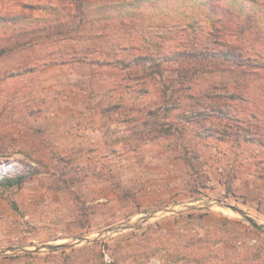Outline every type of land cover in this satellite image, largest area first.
<instances>
[{
	"label": "rangeland",
	"instance_id": "1",
	"mask_svg": "<svg viewBox=\"0 0 264 264\" xmlns=\"http://www.w3.org/2000/svg\"><path fill=\"white\" fill-rule=\"evenodd\" d=\"M225 4L234 5L243 15L256 14L261 36H255L254 45L262 48L264 7L248 0H227ZM69 6L59 0L0 1V16H13L10 24L9 21L0 22V49L12 50L10 55L7 51L0 55V117L12 112L21 124L24 121V126L40 128L45 138L60 147L90 148L91 151L95 150L92 141L82 129L102 119L100 122L113 126L110 131L113 136L101 141L122 148L124 152L106 155L105 145L96 148L99 150L96 153L90 152L92 154L72 152L76 162H80L90 175L85 182L76 187H64L61 192L41 187L39 178L22 187L0 186V264H264V229L218 203L237 206L258 223H264V205L258 201L264 199V193H251L248 199L245 189H236L238 180L232 163V160H239L243 176L263 172L264 147L256 141L235 142L207 136L204 123L203 136L195 138L192 134L200 128V122L197 125L195 121L184 120L191 113L188 112L192 104L190 93L187 94V89L181 96L173 91V87L179 85L180 68L191 65L189 61L173 59V52L185 48L192 35L184 37L183 33L173 32L172 27L181 21L184 24L193 22L185 33L194 31L197 34V30L210 28V21L217 15L206 12L193 0H92L86 4L82 18L85 31L90 35L81 33L78 37L79 21L74 20ZM121 20L126 23L124 28ZM130 22L136 23L131 31ZM96 34L101 36L96 39ZM102 36L105 43L101 42ZM28 40L39 45L18 47ZM76 45L89 46L93 50L104 45L110 51L120 49L118 55L123 62L131 57L139 59L136 67L139 76L126 80L128 88L108 91L102 79L112 76L111 72L105 76H90V69L73 61L71 52L66 50ZM23 56L32 59L33 70L6 78L3 70ZM90 56L101 57L102 54L95 52ZM151 69L154 70L152 75H146ZM202 70L191 73V81L187 84L205 86L209 80L224 76V73H203ZM257 80L264 83V68L259 70ZM254 85L252 82V88ZM197 89L194 87L195 92ZM63 96L77 98L75 103L79 102L72 106L77 112L71 111L66 119L67 128L76 129V137L63 135L66 125L60 136L58 128L63 120L53 121L63 113L56 110ZM159 106H162L159 123L167 124L170 120L186 127L184 138L176 134L150 140L153 130L142 119L146 118V109ZM238 107L244 108V104ZM77 113H82L79 116L84 118L79 119ZM211 123L215 125L213 120ZM256 132H262L261 128L253 127L251 133ZM55 133L58 135L54 136ZM185 147L200 155L201 151L208 155L218 149L219 166L223 167L222 190L209 194L205 188H194L202 181V176L182 159L175 160ZM108 157L111 159L107 160ZM154 157L174 164L184 187L181 196L171 195L165 203L142 209L134 198V189L138 186L127 185L124 180L131 177L133 164L139 159L143 163ZM111 163L114 166L125 164L126 171L118 176L116 170L108 168ZM26 164L37 167L17 150L0 151V178L19 174ZM103 167L123 186L114 190L115 199L97 203L92 198L91 188L100 179L95 173ZM197 199L206 200L211 206L186 207ZM13 201L20 213L12 207ZM199 214L204 217L201 219ZM79 220L85 223L84 227ZM45 244L62 245L46 248Z\"/></svg>",
	"mask_w": 264,
	"mask_h": 264
},
{
	"label": "trees",
	"instance_id": "2",
	"mask_svg": "<svg viewBox=\"0 0 264 264\" xmlns=\"http://www.w3.org/2000/svg\"><path fill=\"white\" fill-rule=\"evenodd\" d=\"M91 1L59 0L60 3L70 4L69 10L72 17L74 20L79 21L78 37L81 33L90 35L88 34L89 32L85 31L86 24L82 18H84L86 4ZM193 1L198 2V7L202 6L206 12L217 16L210 21V28H203V31L197 30V34L194 31L185 33L194 24L193 22L184 24V21H181L172 27L173 32L183 33L184 37L192 35L191 42H188L185 48L176 50L173 52L174 56L171 55L177 61L181 62L184 60L191 63V65L186 64L180 68L182 71H179L178 74L179 85L173 87V91L181 96L187 91V94L190 93L188 96L192 99V104L188 112L191 113L187 114L184 120L188 123L195 121L197 125L200 122V128L195 129L192 134L195 138L203 136L201 128L205 125L204 129L208 131L207 136H217L220 140L228 138L235 142H239L242 139L246 142L256 141L260 146L264 147V83H259L257 80L259 70L264 68V46L259 48L254 45L255 36H261L257 16L252 12L243 15L242 11L234 5L225 4L227 0ZM248 1L264 7V0ZM12 17L1 15L0 22L9 21L7 23L10 24L9 19ZM135 24L130 22V31L133 30L132 28L135 27ZM120 25L124 28V25H126L125 21L121 20ZM96 35L98 36L96 39L101 36V34ZM262 39L264 40V38ZM236 40L237 42H235ZM101 42L105 43L103 36ZM38 45L28 40L18 44V47L28 46L33 48ZM66 50L69 53L71 52L70 55L74 57L73 61L84 64L90 69V76L94 75L93 78L105 76L106 74L110 75L111 72L112 76H109L108 79L107 77L102 79L108 91L114 92L120 91L122 88H128L125 85L126 80L137 79L139 76L136 69L139 59L131 57L128 61L123 62L124 60H121L118 55L120 49L110 51L108 46L105 47L104 45L93 50L89 46L76 45ZM6 51L8 54L12 52L10 49L3 48L0 49V55L6 53ZM95 52H101L103 57H89ZM31 60L28 56L19 58L9 68L3 70L5 71L4 76L9 78L32 71L34 66L30 63ZM63 61L67 62V60ZM201 69H203V73L207 71L218 74L224 73V76L209 80L205 86L187 84L188 81H191V73L197 74ZM153 72L154 70L151 69L146 75L149 74L148 76H150ZM252 82L255 84L253 88ZM194 87L198 88L196 92ZM191 90L194 91L191 93ZM176 97L174 96V98ZM178 101L180 103V100ZM242 104H244V108H239L238 106ZM154 105L158 106L156 103ZM229 106L230 108H228ZM161 107H157L158 109H146V118L142 119L143 123L150 125L153 130L149 136L150 140L168 136L170 138L176 134H180L184 138V134H187L186 127L175 125L173 121L170 122L168 119L169 123L167 124L164 121L162 124L159 123L160 118L158 115ZM107 110L110 111V108H107ZM212 120L215 125L211 123ZM2 121L4 122L2 123ZM25 124L24 121L21 124L19 119H15L12 112L0 117V151L17 150L23 153L28 160L35 162L37 167L26 164L24 170L19 174L2 176L0 178V186L22 187L34 178H39L41 187L61 192L64 187H76L87 180L90 175L89 171H86L79 164L80 162H76L74 153H66L60 146L45 138L40 128L31 125L24 126ZM168 125L169 127H167ZM253 127L255 129L260 127L262 132L252 134ZM190 149L185 147L183 151L176 155L175 160L182 159L199 177L202 176V181L198 182L194 188L204 189L212 187L206 169L208 161L202 158L199 152L194 153ZM76 151L78 153L79 150ZM110 173L109 170L103 167L95 175L100 179H110L112 189L117 191L118 188L123 186L122 182L112 179L109 176ZM11 205L15 211L20 213L16 202H11ZM199 217L202 219L204 214H199ZM79 223L80 226H85V223L81 220H79Z\"/></svg>",
	"mask_w": 264,
	"mask_h": 264
},
{
	"label": "crops",
	"instance_id": "3",
	"mask_svg": "<svg viewBox=\"0 0 264 264\" xmlns=\"http://www.w3.org/2000/svg\"><path fill=\"white\" fill-rule=\"evenodd\" d=\"M68 93L67 91H65V94ZM64 100L61 99V103L59 104V107L56 109L58 111H63V113H60L58 117L55 118V120H53L54 122H58V121H62L63 120V124L62 126H59V132L58 134L60 136L63 135H67V136H73L76 137L77 133H76V129L74 128H67V121L66 119L68 118V114L73 111V112H77V109H73L72 106H76L79 104L75 103L77 98L75 100L72 99H68V97L63 96ZM65 114V116H64ZM78 114V113H77ZM80 115H82V113H79ZM78 114V118L79 119H83L84 116H79ZM61 115L63 117H61ZM102 119H97L94 120V123H88L87 126L83 127V131H85L89 137V139L92 141V147H94L93 151L89 150L90 148H86V149H77L78 154H80L81 152H85V153H96V148L100 147L101 145H105L103 141H101V139L103 138H110L111 136H113V134L110 132L113 126H107L104 123L100 122ZM90 121V120H89ZM103 121V120H102ZM78 122V121H77ZM120 122V121H119ZM79 123V122H78ZM122 124V123H121ZM66 125V128L64 129L63 127ZM107 126V127H106ZM63 128V130H62ZM110 129V130H109ZM124 129V128H123ZM61 130L63 131V135L61 134ZM109 130V132H108ZM125 131V130H124ZM122 130V133L125 132ZM58 134H54V136H57ZM112 134V135H111ZM76 135V136H75ZM65 137V136H64ZM61 138V137H60ZM75 141V140H74ZM73 144V143H72ZM70 143V145H72ZM71 146H62L61 148L67 153V152H75L76 150H71L70 148ZM105 147L106 149V153L104 154H112L114 151H120L119 153L124 152L122 150V148H119L117 146H113L112 144H106ZM234 149V147H233ZM236 151V148L234 149ZM216 153L218 152V149H215ZM77 152V151H76ZM90 153V154H92ZM216 153H210L208 155H205L204 152L201 151V155L202 157L208 160V166H207V171H208V175L210 177V183L212 185V187L209 188H205L204 191H206L207 193L211 194L213 192L216 191H220L222 190V185H224V181L223 179V173H222V168L221 166H219L220 164V160L219 157ZM97 158H99V156H97ZM111 159L110 157H108L107 160ZM112 161V160H111ZM232 163L235 164L233 167L235 169V178L238 180V183L236 184L235 188L236 189H245V193H247L248 195V199L251 193L254 192H260V193H264V167H263V172H250L247 175L243 176L241 174V167H240V162L237 159L235 162ZM237 163V164H236ZM97 165V164H96ZM94 165V166H96ZM133 170L130 171L131 177L128 180H124V183L127 185H131V186H138L137 188L134 189L135 195V201L136 204L144 209V208H148L151 206H155V205H159L162 203H165L166 201H168L171 197V195H176L174 197L177 196H181L182 195V191H183V184H182V180H181V174L178 173V171L175 170V166L174 164H168V163H164L163 161L159 160L158 158H153L150 159L148 158L147 160H144V162L142 163L141 159H139L137 164H133ZM264 166V165H263ZM117 169H116V168ZM109 169L112 170H116V174L122 175L124 171H126V165H122L121 166H114L109 165L108 166ZM99 169V168H98ZM115 172V171H113ZM115 174V175H116ZM243 177V180H242ZM245 177V178H244ZM121 178V177H119ZM123 180V176L121 178ZM235 179V180H236ZM240 181V182H239ZM245 182V183H244ZM243 184H245V187H241ZM244 193V191H243ZM91 195L92 198L95 199V202H104V201H108V200H112L115 199V197H117V193L112 189L111 187V181L110 179H98L97 181H95L92 184V188H91ZM200 195L205 196V198H208L209 196L204 195L203 193H200ZM197 200H201V199H197ZM203 201V200H201ZM258 201L261 202V205H264V199L260 200V198L258 199Z\"/></svg>",
	"mask_w": 264,
	"mask_h": 264
},
{
	"label": "water",
	"instance_id": "4",
	"mask_svg": "<svg viewBox=\"0 0 264 264\" xmlns=\"http://www.w3.org/2000/svg\"><path fill=\"white\" fill-rule=\"evenodd\" d=\"M200 203L199 205L197 204H194V203ZM219 205L223 208H227V209H230L232 210L233 212L237 213L238 215L242 216L243 218H245L247 221H249L251 224H253L254 226H256L257 228H260V229H264V223H258L254 217H252L250 214H248L246 211H244L243 209L237 207V206H234L232 204H229V203H223V202H218ZM183 206L187 205L186 204H182ZM181 206V205H180ZM209 207L211 206L209 202H207L206 200H196L194 202H191L190 204H188L186 207L189 208V209H192V208H197V207ZM181 209V208H180ZM184 209V208H183ZM172 211H176V210H172ZM81 238H80V242H81ZM60 245L62 244H56V245H52V244H45L43 245V247H48V248H57L59 247Z\"/></svg>",
	"mask_w": 264,
	"mask_h": 264
},
{
	"label": "bare ground",
	"instance_id": "5",
	"mask_svg": "<svg viewBox=\"0 0 264 264\" xmlns=\"http://www.w3.org/2000/svg\"><path fill=\"white\" fill-rule=\"evenodd\" d=\"M225 209H227V208H225ZM227 210H230V209H227ZM230 211H232V210H230Z\"/></svg>",
	"mask_w": 264,
	"mask_h": 264
}]
</instances>
